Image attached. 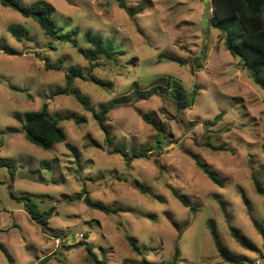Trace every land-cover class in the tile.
<instances>
[{"label":"rangeland","instance_id":"1","mask_svg":"<svg viewBox=\"0 0 264 264\" xmlns=\"http://www.w3.org/2000/svg\"><path fill=\"white\" fill-rule=\"evenodd\" d=\"M36 1L24 0L26 5ZM44 1L54 6L64 32L79 29L75 46L54 42L51 47L37 23L0 5V43L17 52L0 51V158L15 166L0 167V264H38L49 256L45 264H95L87 246L101 264L142 259L169 264L176 247L177 264H231L217 252L213 232L240 264H264V196L256 191V183L264 188V91L211 24V0H124L138 11L134 19L117 0ZM13 25L28 29L23 42L8 32ZM87 32L112 40L125 54L92 66L80 53L91 48L84 41ZM161 54L183 64L160 59ZM70 70L113 84L104 89L73 81L71 91L96 109L125 99L107 115L112 147L74 96H51L66 87ZM170 78L187 95L199 86L189 109L178 111L168 92ZM157 86L164 88L158 95L134 99L137 88ZM45 102L50 116L69 118L59 123L67 141L49 151L20 132L25 115L39 112ZM10 128L18 132L9 133ZM116 147L129 156L133 151L146 156L128 164ZM195 157L223 187L207 178ZM170 187L196 211L175 199ZM86 194L114 213L88 207ZM24 197L41 211L54 208L47 233L30 219Z\"/></svg>","mask_w":264,"mask_h":264},{"label":"trees","instance_id":"2","mask_svg":"<svg viewBox=\"0 0 264 264\" xmlns=\"http://www.w3.org/2000/svg\"><path fill=\"white\" fill-rule=\"evenodd\" d=\"M118 7L126 11V13L134 19L138 14L133 8L129 7L124 0H117ZM213 7V15L211 18V24L218 28L222 32V39L225 42L227 50L234 56L240 58V64L251 73L253 81L264 91V0H211ZM0 5L5 8H9L14 12H17L22 17L30 19L37 23L39 28L44 32L47 38L50 39L49 45L52 47L54 42L68 43L76 45L77 39L80 35L79 29H74L69 32H64V29L58 26L55 15V8L52 4L39 0L31 5H26L24 0H0ZM8 32L18 41L23 42L27 38L28 29L22 25H13L8 28ZM84 41L90 45L91 48L87 50H80V53L84 58L94 66L99 60L104 61L107 64H111L117 61V59L125 54L123 50L117 49L115 44L110 39H102L100 36L87 32L84 35ZM0 51L7 55H17L15 50L0 43ZM167 59L172 62L183 64L181 60L173 55L161 54L160 59ZM205 59V49L202 50L201 56L196 59V68L201 70L203 68L202 62ZM48 69H52L49 65ZM60 67V66H58ZM194 71V70H193ZM80 78L90 81L104 89H111L113 84L111 82H105L99 80L94 76L84 77L80 71L70 70L66 75V87L57 89L51 94L52 97L58 95H72L82 105L83 109L93 115L94 120L97 122L98 127L104 134L105 142L112 147L114 140L111 136V131L107 125V115L109 111L119 103L125 101L123 98H116L108 105H102L99 109L93 107L89 101L79 96L77 93L71 91L72 83L75 79ZM172 99L179 112L187 110L191 107L196 100L199 92V86L194 85L193 91L187 95L177 84L170 78L167 82ZM164 88L157 86L148 91H140L138 88L135 90L134 99H149L152 95H158ZM220 117V116H219ZM217 117V119H219ZM68 117H52L48 113V103L45 102L42 109L39 112H29L23 119L21 133L25 134V137L32 144L49 151L53 149L55 145L63 144L67 141V134L60 127L59 123L63 120H68ZM147 120L146 118H144ZM9 133L18 132L14 128L8 130ZM158 143L162 144L161 135L158 138ZM96 145V144H94ZM208 146L213 150H224V147H215L211 144ZM115 152L122 154L126 157V162L129 164L133 159L138 157H145L144 153L132 152L131 156L124 151V149L116 147ZM197 167L207 176V178L219 187H223V181L213 173L208 166L195 157ZM0 167H6L9 170L15 166L5 159L0 158ZM12 180H14V174L11 173ZM137 188L144 194L147 193L145 186L137 183ZM171 192L175 199H177L185 208L190 209L192 212L196 211V206L190 202V200L182 195L175 188L170 187ZM256 191L258 194L264 196V188L256 183ZM86 193V190H83ZM82 198L81 195L78 196ZM24 206L30 219L35 222L44 233L48 231V222L55 213L54 208L47 211H41L39 206L33 202L30 198L24 197ZM84 203L95 210L101 211L106 214L114 213V210L105 207L100 202H94L86 194L83 197ZM258 228V227H257ZM259 229V228H258ZM260 231V229H259ZM262 232V231H261ZM215 247L220 257L231 264H240V261L229 255L225 249L221 247V244L214 232L212 233ZM127 241L131 245L132 249L141 253L140 248L137 246L135 240L130 236L126 237ZM82 243L81 245H84ZM87 251L90 253L95 264H101L97 256L93 253V249L87 246ZM179 257V249L176 247L173 260L169 264H177ZM50 260V256L44 258L38 264H45ZM61 264H65L61 262ZM140 264H153L142 259Z\"/></svg>","mask_w":264,"mask_h":264},{"label":"built area","instance_id":"3","mask_svg":"<svg viewBox=\"0 0 264 264\" xmlns=\"http://www.w3.org/2000/svg\"><path fill=\"white\" fill-rule=\"evenodd\" d=\"M80 237H83V235H81ZM258 264H260V263H258Z\"/></svg>","mask_w":264,"mask_h":264},{"label":"water","instance_id":"4","mask_svg":"<svg viewBox=\"0 0 264 264\" xmlns=\"http://www.w3.org/2000/svg\"><path fill=\"white\" fill-rule=\"evenodd\" d=\"M209 0H205V2H208Z\"/></svg>","mask_w":264,"mask_h":264}]
</instances>
